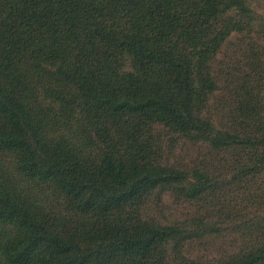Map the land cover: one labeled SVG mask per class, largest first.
Instances as JSON below:
<instances>
[{"label": "trees", "instance_id": "obj_1", "mask_svg": "<svg viewBox=\"0 0 264 264\" xmlns=\"http://www.w3.org/2000/svg\"><path fill=\"white\" fill-rule=\"evenodd\" d=\"M0 264H264V0H0Z\"/></svg>", "mask_w": 264, "mask_h": 264}, {"label": "rangeland", "instance_id": "obj_2", "mask_svg": "<svg viewBox=\"0 0 264 264\" xmlns=\"http://www.w3.org/2000/svg\"><path fill=\"white\" fill-rule=\"evenodd\" d=\"M186 211H184L182 208H180L177 213L180 214V213H185ZM217 246L221 249L223 248L224 244L222 242H218L217 243Z\"/></svg>", "mask_w": 264, "mask_h": 264}]
</instances>
